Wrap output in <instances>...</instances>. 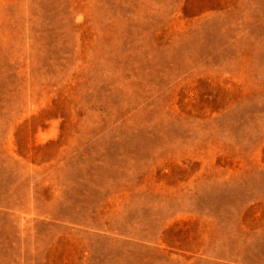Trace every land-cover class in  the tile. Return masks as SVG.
Returning <instances> with one entry per match:
<instances>
[{
    "label": "rangeland",
    "instance_id": "1",
    "mask_svg": "<svg viewBox=\"0 0 264 264\" xmlns=\"http://www.w3.org/2000/svg\"><path fill=\"white\" fill-rule=\"evenodd\" d=\"M0 264H264V0H0Z\"/></svg>",
    "mask_w": 264,
    "mask_h": 264
}]
</instances>
